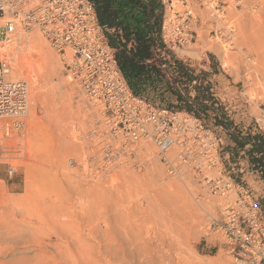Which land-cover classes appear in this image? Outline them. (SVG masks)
<instances>
[{
  "label": "rangeland",
  "instance_id": "374dc122",
  "mask_svg": "<svg viewBox=\"0 0 264 264\" xmlns=\"http://www.w3.org/2000/svg\"><path fill=\"white\" fill-rule=\"evenodd\" d=\"M219 1H214L213 5L219 4L223 13L218 12V18H214L209 7L199 8L197 0H190L199 17L193 25L196 36L188 45L174 50H164V55L168 54L170 61H181L183 65L193 70V74L198 75V78L192 81L184 80L181 84L176 82L174 87L189 102L196 95L201 100V94L207 93L202 99L206 109L198 108L195 116L200 118L202 123L215 134L222 137L221 152L228 153L220 165L223 173H229L250 192L264 215V180L259 172L251 169L246 170L245 166L241 164L244 161L241 157L234 162L230 158V150L227 148L233 144L228 135V132H233V126L236 125L242 130L248 127L253 129L255 127L254 119L260 115V110L264 104V0H241L239 4L236 0ZM129 13L131 16L128 15V17L132 18L134 13L132 11ZM212 21H215L221 34L213 35L211 31L213 28ZM231 27L233 30L228 39L225 34ZM30 30L23 32L24 36L20 34L19 44L16 48H18V53L31 55V66L34 69L31 74H36L37 82L32 83V80L26 75L25 69L15 79L27 80L26 83L30 87L29 95L31 98L33 97L30 99L33 104L30 103L28 110L29 112L35 110L37 116L30 126L26 125V115L21 117L22 119L8 117L12 123L7 117H0V128L6 125L0 129V136L3 135L0 137V233L2 234V231L13 227L10 230L15 229L12 234H16L14 232L18 227L23 229L28 225L56 226L60 223L61 226H70L67 223H71V221V226H75V224L76 226H84V224L85 226H104L103 219H106L107 216L111 220L112 226L116 222L115 226L117 224L128 226L129 222L133 225L136 223L134 226H178L179 234L176 233L175 237L178 236L179 250L176 251L175 255H171L167 263L162 264H233V259L226 245L223 244L222 238L211 232L210 222L212 218L217 216L221 206L236 198L235 191L226 197L214 195L208 191L202 180L193 173L169 174L159 158L157 148L151 142L139 141L134 144H124L120 135L116 136L111 133L103 106L90 100L75 82L65 76L59 54L45 39L42 32L37 28ZM32 33L40 34L48 49L56 57L58 64L54 67V73L57 76L51 74L53 70L50 71L42 63V57L38 53L37 47L32 42L26 41V35L29 36ZM216 40L217 43H215ZM0 42L2 45L7 44V42ZM208 45H213V48L208 49ZM5 56L12 66L11 55L6 53L1 58H5ZM208 60L211 62L210 68L206 65ZM170 70L171 72L175 71L174 68ZM143 96L146 100L157 105L188 112L174 107L176 100L174 96L166 93L163 84L153 89L147 88L143 92ZM87 103L89 104L87 105ZM32 105L35 108H31ZM193 106L197 108L196 105ZM29 112L27 111V114ZM36 119H38L37 123ZM78 119L79 121H77ZM216 119L223 122L232 121V125L226 129L223 125H217ZM5 122L7 123L5 124ZM8 125L9 127L12 126L10 130ZM11 135L13 136L11 137ZM26 137L29 139H25ZM33 144H37V148ZM2 145L6 147V150L5 147L3 149ZM13 145L15 148L12 147L10 150ZM139 145L153 149L154 157H148L142 148H137ZM19 146V152H21L17 155L18 149L16 148ZM24 148L26 149L24 150ZM7 153L9 154L7 155ZM15 155L17 156L14 158ZM30 155L32 157L29 158ZM22 160L23 163L25 161L26 165L21 163ZM32 163L36 165H32ZM27 166H31L30 169ZM154 166L158 168L160 176L157 173H152ZM11 168L13 169L12 173H10ZM35 168H42L41 174V170L36 169L37 172L39 171L37 173ZM33 169L37 176L34 174L35 172H32ZM162 181L164 184L180 185L185 194L182 193L184 195H181V199L179 196H177L179 199L174 196L170 198L168 192L163 188V183H160ZM160 185L163 186L165 192L158 190L162 189L159 188ZM28 192L30 194H27ZM165 195H168L170 199ZM83 205H86V208ZM85 209L89 211H84ZM118 210L121 214H118ZM82 212L83 214H81ZM47 213H49L50 219L48 216L45 218ZM93 213L95 214L93 215ZM163 216H169L170 219L168 217L166 218L167 221L164 222L165 217ZM56 218L57 220L59 218L57 223ZM7 236L11 237L12 235L9 233ZM139 241L141 240L135 243L136 241L128 242L125 240L129 248L127 244H124L123 239L118 242L121 244L114 243L113 245L111 242L102 245L97 252L95 251L97 248H94L95 250L92 249L90 252V264H161L160 262L156 263V259H152L155 258L152 251L149 253L153 245L146 241V243L143 242L144 240L141 243ZM142 243L145 245L143 246ZM108 246V250H102ZM118 248L119 250H117ZM142 256L143 258H141Z\"/></svg>",
  "mask_w": 264,
  "mask_h": 264
},
{
  "label": "built area",
  "instance_id": "2783aa9c",
  "mask_svg": "<svg viewBox=\"0 0 264 264\" xmlns=\"http://www.w3.org/2000/svg\"><path fill=\"white\" fill-rule=\"evenodd\" d=\"M163 15L159 41L164 50L192 43L193 25L199 19L190 0H160ZM218 18L223 13L217 0H197ZM220 0L219 2H221ZM239 4L241 0H236ZM214 36L221 34L212 21ZM39 29L59 54L65 76L90 99L100 103L113 135L124 144L151 141L172 175L193 173L211 194L236 198L219 208L210 230L222 238L233 264H264V215L250 192L221 169L222 137L201 119L185 111L157 105L136 94L117 61L116 49L108 41L106 25L100 24L91 0H0V41L9 42L18 31ZM232 27L226 38H230ZM10 65L0 58V109L19 114L28 104L27 83L9 78ZM169 80L178 72L166 73ZM255 126L264 133V104ZM11 172L13 169L11 168Z\"/></svg>",
  "mask_w": 264,
  "mask_h": 264
},
{
  "label": "bare ground",
  "instance_id": "6f19581e",
  "mask_svg": "<svg viewBox=\"0 0 264 264\" xmlns=\"http://www.w3.org/2000/svg\"><path fill=\"white\" fill-rule=\"evenodd\" d=\"M220 16V15H219ZM212 17V16H211ZM218 25V24H217ZM31 31V30H29ZM29 31H23V30H20L18 31V33H16V35L13 37V39L11 41H9V43L7 42V44L5 45H2V43L0 42V58L2 56H4L6 53H9L11 55L12 58H10V62H11V59L13 60V64L12 66L10 65L9 63V59L7 60L6 59V56H5V59L6 61L9 63L10 65V74H9V78L11 79H15V77H17L21 71L23 69L26 70V75L32 80V83H36L37 82V78H36V74L33 73L31 74V72H34V69L33 67L31 66V55L29 53H18L17 49V44H19L18 40L20 39V34L24 36V33L23 32H29ZM41 35L39 34H30L29 36L26 35V41H28L29 43H33L36 47H37V50H38V53L40 54V56L42 57V63L45 64L46 67H48L50 69V71L53 70V73L51 74H55V68L58 64V61L56 63V60L55 59L56 57L54 56V54L52 53V51H50L47 47V45L44 43V41L42 40V38L40 37ZM44 39V38H43ZM218 40V39H217ZM217 40L215 41V43H217ZM6 43V42H5ZM213 48V45H208V49H212ZM180 52V51H179ZM184 53V52H183ZM8 55V54H7ZM10 57V56H8ZM7 57V58H8ZM4 58V57H3ZM56 65V66H55ZM58 69V68H57ZM56 75V74H55ZM52 76V75H51ZM54 76V75H53ZM57 76V75H56ZM53 78V77H51ZM17 80H21V79H17ZM24 81V80H22ZM27 81V80H26ZM24 81V82H26ZM60 82V81H59ZM61 84V83H60ZM64 84V83H63ZM65 85V84H64ZM57 86V85H56ZM27 87H28V94L29 93V86L27 84ZM68 91V90H67ZM64 93V92H63ZM33 96V95H32ZM30 99H33V97L31 98L30 95H28V104H27V107L25 109L24 112L22 113H19V114H10V113H7V114H4V112L0 109V117H12V118H21L23 116L26 115V118H27V123L26 125L28 124L29 126L32 125V122H34L35 118L37 115H35V110L34 111H30L29 112V105H30ZM33 104V102L31 103ZM89 103H87L88 105ZM34 107L33 105L31 106V108ZM86 107V106H85ZM30 108V109H31ZM35 108V107H34ZM96 109V108H95ZM69 110V109H68ZM88 110V109H87ZM27 111L29 112L27 114ZM70 111V110H69ZM49 112V111H48ZM46 113V112H45ZM59 113V112H57ZM56 114V113H55ZM51 116V115H50ZM92 116V115H91ZM72 117V116H71ZM25 118V120H26ZM10 119V118H9ZM8 119V120H9ZM22 119V118H21ZM20 119V120H21ZM7 120V121H8ZM18 120V119H17ZM37 120L36 119V123H37ZM6 121V120H5ZM10 123L11 120H9ZM79 121V119L77 120ZM46 122V121H45ZM3 123V122H2ZM7 122H5L6 124ZM16 123V122H15ZM21 123V122H19ZM25 123V122H24ZM79 123V122H78ZM60 124V123H59ZM81 124H84V123H81ZM13 125V124H12ZM18 125V123H17ZM27 125V126H28ZM6 126V125H5ZM3 126V127H5ZM39 126V125H38ZM59 126V125H58ZM1 127V128H3ZM9 127V125H8ZM12 127V126H10ZM10 127H9V130H10ZM49 127V126H48ZM80 127H82V125H80ZM85 127V126H84ZM0 128V129H1ZM83 128V127H82ZM5 129V128H4ZM6 132V130H4ZM8 130V129H7ZM30 130V129H29ZM2 131V132H3ZM10 133V132H9ZM27 133V132H26ZM5 134V133H4ZM8 134V133H7ZM62 134V133H61ZM26 135V134H25ZM24 135V136H25ZM72 135V134H71ZM1 136H3L1 134ZM0 136V137H1ZM13 135H11L12 137ZM84 136V135H83ZM9 137V135H8ZM6 136V138H8ZM17 138V137H16ZM19 138V137H18ZM41 138V137H40ZM11 139V138H9ZM8 139V140H9ZM25 139H29V138H25ZM48 139V137H47ZM7 140V139H6ZM5 140V141H6ZM43 140V139H42ZM11 141V140H10ZM16 141V140H15ZM18 141V140H17ZM23 141V140H22ZM48 140H46L47 142ZM58 141V140H57ZM67 141V140H66ZM66 141H65V144H66ZM4 141L2 140V143ZM19 142V141H18ZM21 142V140H20ZM27 142V141H26ZM35 142V141H33ZM59 142V141H58ZM101 142V141H100ZM148 142H151V141H148ZM7 143V142H6ZM15 143V142H14ZM49 143V142H47ZM153 143V142H151ZM1 144V143H0ZM4 144V143H3ZM11 144V143H10ZM17 144V142H16ZM45 144V143H44ZM63 144V145H65ZM81 144V143H80ZM154 144V143H153ZM8 145V144H7ZM15 145V144H14ZM11 146V149L12 150V147L15 148V146ZM20 145V143H19ZM35 145V144H33ZM32 145V146H33ZM37 145V144H36ZM35 145V147H36ZM51 145V144H50ZM69 145V144H68ZM67 145V147H68ZM3 146V145H2ZM9 146V145H8ZM18 146V144H17ZM16 146V147H17ZM25 146V144H24ZM39 146V145H38ZM43 146V145H42ZM66 146V145H65ZM64 146V147H65ZM5 146H3V149H4ZM26 147V146H25ZM63 147V148H64ZM156 147V146H155ZM19 148H16L18 149V152L17 155L21 152H19ZM32 148V147H31ZM37 148V147H36ZM39 148V147H38ZM66 148V147H65ZM84 148V147H83ZM138 149L139 148H142L145 153L148 155V157H154V154H153V149H151L150 147H147V146H143V145H139L137 147ZM15 149V150H16ZM26 148H24L25 150ZM43 149V148H42ZM106 149V147H105ZM104 149V151H105ZM5 150H6V147H5ZM4 150V151H5ZM9 150V151H10ZM14 150V151H15ZM37 150V149H36ZM40 150V149H39ZM68 150V149H67ZM79 150H83V149H79ZM29 151V150H27ZM32 151H33V148H32ZM47 151V150H46ZM86 151V150H85ZM8 152V151H7ZM61 152V151H60ZM65 152V151H64ZM6 153V152H5ZM14 153V152H13ZM11 153V154H13ZM35 153V151H34ZM32 152V154H34ZM40 153V151H39ZM9 153H7L8 155ZM16 154V153H14ZM13 154V155H14ZM41 154H42V151H41ZM71 154V153H70ZM13 156L14 158L17 156ZM21 155V154H20ZM43 155V154H42ZM3 156V154H2ZM11 156V155H10ZM28 156V154H27ZM39 156V155H38ZM45 156V155H44ZM66 156V155H65ZM12 157V156H11ZM26 157V156H25ZM32 157L31 155L29 156V158ZM37 157V156H36ZM62 157V156H61ZM77 157V156H76ZM79 157V156H78ZM38 158V157H37ZM43 158V157H42ZM156 158V156H155ZM62 159L64 160V158L62 157ZM67 159V158H66ZM19 160V159H18ZM21 160V159H20ZM24 160V159H23ZM23 160L21 163H23ZM44 160V159H43ZM48 161V160H47ZM33 162V161H32ZM37 162V161H36ZM60 162V160H59ZM63 163V162H61ZM25 164V161L24 163ZM35 164V163H32V165ZM26 165V164H25ZM24 165V166H25ZM36 165V164H35ZM34 165V166H35ZM40 166V164H39ZM29 167V166H27ZM26 167V168H27ZM31 167V166H30ZM30 167L28 169H30ZM65 167V166H64ZM153 169V172L154 174L157 173L158 176H160V172L158 171V168L156 166L152 167ZM41 170L40 168H35V170ZM47 169V168H46ZM44 169V170H46ZM26 170V169H25ZM35 170L33 169V173L35 172ZM36 170V172H37ZM28 171V170H27ZM26 171V173H27ZM48 171V170H47ZM32 172H30L31 174H33ZM36 172L34 173L36 176ZM42 170L40 171V174H41ZM51 172V171H50ZM49 172V173H50ZM25 173V174H26ZM29 173V171H28ZM39 173V171L37 172ZM44 173V172H43ZM54 173V172H53ZM62 173V172H61ZM69 173V172H67ZM33 174V175H34ZM27 175V174H26ZM31 176V175H30ZM84 176V175H83ZM40 177H43V176H40ZM29 178V176H28ZM41 179V178H40ZM74 179V178H73ZM84 179V178H83ZM159 179V178H158ZM162 179V178H161ZM35 180V179H34ZM71 180V178H70ZM163 180V179H162ZM31 181V180H30ZM35 183V182H34ZM163 186L160 185L159 188H164L167 192H168V195H170V198L172 196H174L175 198L177 199H181V197L185 194V192L182 190L181 186L178 185V184H174V183H165L164 184V181L160 182ZM26 184H28L26 182ZM37 184V183H36ZM46 184V183H45ZM48 184V183H47ZM48 186V185H47ZM30 187H32V185H30ZM49 187V186H48ZM28 188V186H27ZM39 188V187H37ZM36 188V189H37ZM162 189H158V190H162L163 192H165L164 190ZM35 190V189H34ZM51 190V189H50ZM40 191H42L40 189ZM161 191V192H162ZM160 192V193H161ZM162 192V193H163ZM182 193H184L182 195ZM27 194H30V192H28ZM34 194V193H33ZM163 194H166V193H163ZM168 195H165L169 198ZM182 195V196H181ZM164 198H167L165 197ZM179 196V198L177 197ZM32 197V196H31ZM167 198V199H168ZM169 198V199H170ZM184 198V197H183ZM82 199V198H81ZM186 199V198H185ZM37 200V199H36ZM175 200V199H174ZM183 200V199H182ZM53 201V199H52ZM82 201V200H81ZM170 201V200H169ZM178 201V200H176ZM175 201V202H176ZM89 202V201H88ZM174 202V203H175ZM42 203V202H41ZM51 203V202H50ZM49 203V204H50ZM54 203V202H52ZM90 203V202H89ZM47 204V203H46ZM170 204V203H169ZM89 205V204H88ZM184 205V204H183ZM19 206V205H18ZM54 206V204H53ZM85 206L86 208V205H83ZM56 207V206H55ZM54 207V209H55ZM41 209V207H39ZM44 208V207H43ZM53 208V207H52ZM73 208V207H72ZM83 208V207H82ZM81 208V209H82ZM89 208H91L89 206ZM88 208V209H89ZM110 208V206H109ZM39 209V210H40ZM45 209V208H44ZM62 209V208H60ZM75 209V208H74ZM80 209V210H81ZM84 210V211H89V210ZM93 209V208H92ZM42 210V209H41ZM48 210V209H47ZM53 210V209H52ZM111 210V209H110ZM114 210V209H113ZM122 210V209H121ZM72 211V210H71ZM82 211V210H81ZM83 211V212H84ZM106 211V209H105ZM112 211V210H111ZM125 211V210H123ZM1 212V211H0ZM33 212V211H32ZM47 212V211H46ZM49 212V210H48ZM74 212V211H73ZM83 212L81 214H83ZM92 212V211H91ZM36 213V212H35ZM61 213V212H60ZM65 213V212H64ZM87 213V212H86ZM117 213V212H115ZM119 210H118V214H119ZM31 214V213H30ZM41 214V213H40ZM39 214V215H40ZM46 214V213H45ZM95 213H93L94 215ZM105 214V213H104ZM121 214V213H120ZM124 214V213H122ZM128 214V213H127ZM170 214V213H169ZM168 214V215H169ZM2 215V214H1ZM4 215V214H3ZM49 215V213H47V215L45 216V218H47V216ZM51 215V214H50ZM53 215V214H52ZM85 215V214H84ZM88 215V214H86ZM98 215V214H97ZM106 215V214H105ZM112 215V214H110ZM162 215V213H161ZM166 215H167V212H166ZM59 216V215H58ZM68 216V215H67ZM126 216V215H125ZM128 216V215H127ZM32 217V216H31ZM49 217V216H48ZM64 218H66L65 216H63ZM92 217V215H91ZM101 217V216H100ZM117 217H119L117 215ZM123 217V216H122ZM121 217V218H122ZM161 217V216H160ZM165 217V216H163ZM169 216H166L164 220V222L167 221L166 218H168ZM44 217H42L43 219ZM44 218V219H45ZM52 218V217H51ZM62 218V217H61ZM76 218V217H75ZM82 218V217H81ZM81 218H78L81 220ZM93 218H95L93 216ZM92 218V219H93ZM120 218V219H121ZM134 218V216H133ZM162 218V217H161ZM9 219V218H8ZM39 219V218H38ZM41 219V218H40ZM50 219V217H49ZM54 219V218H53ZM52 219V220H53ZM91 219V220H92ZM131 219V218H130ZM170 219V217H169ZM5 220V219H4ZM56 220V223L57 221V218L55 219ZM70 220V219H69ZM113 220V219H112ZM126 220H129V219H126ZM3 221V220H2ZM33 221V220H32ZM48 221V220H47ZM87 221V220H86ZM100 221V220H99ZM102 221V220H101ZM115 221V219H114ZM113 221V222H114ZM119 221V220H118ZM133 221V220H132ZM135 221V220H134ZM133 221V222H134ZM169 221V220H168ZM11 222V221H10ZM39 222V221H38ZM49 222L52 223L51 220H49ZM67 222H68V219H67ZM70 222V221H69ZM82 222H83V219H82ZM93 222V221H92ZM124 222V221H123ZM7 223V221H6ZM50 223V224H51ZM55 223V221H54ZM55 223V224H56ZM65 223V222H64ZM72 223V221H71ZM71 223H67V224H70V226H61V225H57L56 226H22L24 227L23 229L21 227H18L16 232V234H12L13 231H15V229H12V231L10 230L11 227L9 230H6V231H2V234L0 233V264H90V252L92 249L94 248H97V250H95L96 252L98 251V248L102 245H105L107 243H111L113 242V245L114 243H118L120 242L122 239L128 242H133V241H136L135 243H137L138 240H144L143 242H149L151 243L153 246L151 247L152 250H149V253L150 251H152L153 253V257L155 258H152V259H156V263L160 262L161 264L162 263H167L168 262V259L170 260L171 258V255H175L176 254V251L179 250V247H178V244L179 243V240H178V236L175 237V234L177 233V235L179 234L177 230H179L178 226H134L136 223L131 224L130 222L128 223L129 225L128 226H121L119 224H117L115 226V223L114 226H112V223H111V220L106 216V219L104 218L103 219V223H104V226H99L98 223L97 225L98 226H71ZM80 224V222H78ZM89 223V222H88ZM88 223H86L88 225ZM126 223V222H125ZM169 223V222H167ZM14 224V223H13ZM40 224V223H39ZM53 224V223H52ZM66 224V225H67ZM3 225V224H2ZM44 225V224H43ZM54 225V224H53ZM63 225V224H62ZM90 225V224H89ZM124 225V224H123ZM167 225V224H166ZM9 228V227H8ZM6 228V229H8ZM21 228V229H20ZM176 230V232H175ZM175 232V233H174ZM9 233H11V237L7 236L9 235ZM18 234V235H17ZM14 235V236H13ZM141 241H139V243H141ZM145 242V243H146ZM123 243V242H122ZM154 243V244H153ZM118 244H121V243H118ZM124 244H127L126 242ZM134 244V243H132ZM131 244V245H132ZM143 244V243H142ZM123 245V244H122ZM137 245V244H136ZM140 245V244H139ZM145 244H143L144 246ZM111 246V245H110ZM124 246V245H123ZM126 246V245H125ZM128 248H129V245L127 244ZM135 246V245H134ZM142 246V245H141ZM180 246V245H179ZM105 247V246H103ZM118 247V246H117ZM109 246L105 249H102V250H108ZM123 248V247H122ZM134 248V247H133ZM143 249V247H141ZM111 249V248H110ZM130 249H132L130 247ZM136 249V248H135ZM140 249V248H139ZM101 250V249H100ZM115 250V248H114ZM119 250V248L117 249ZM137 250V249H136ZM135 250V251H136ZM145 250V249H144ZM143 250V251H144ZM112 251H113V248H112ZM116 251V250H115ZM124 251V250H123ZM130 251V250H129ZM142 251V250H140ZM94 252V251H92ZM104 252V251H103ZM146 252V250H145ZM107 253V252H106ZM112 253V252H111ZM118 253V252H117ZM130 253V252H129ZM138 253V252H136ZM135 253V254H136ZM143 253V252H142ZM92 254V253H91ZM98 255V254H97ZM107 255V254H106ZM116 255V254H115ZM139 255V254H138ZM143 255V254H142ZM93 256V254H92ZM102 256V255H101ZM114 256V255H113ZM137 256V254H136ZM147 256V255H145ZM144 256V257H145ZM150 256V255H149ZM107 257V256H106ZM112 257V256H111ZM122 257V256H121ZM151 257V256H150ZM102 258V257H101ZM108 258V257H107ZM120 258V257H119ZM139 258V257H138ZM143 258V256L141 257ZM147 258V257H146ZM106 259V258H105ZM111 259V258H110ZM145 259V258H144ZM150 259V258H149ZM115 260V259H114ZM119 260V259H118ZM122 260V259H121ZM139 260V259H137ZM147 260V259H145ZM167 260V261H166ZM96 261V260H95ZM153 261V260H151ZM155 261V260H154ZM118 262V261H117ZM145 262V261H144ZM95 263V262H94ZM119 263V262H118ZM124 263V262H123ZM127 263V262H126ZM152 263V262H151ZM93 264V263H92ZM100 264V263H99ZM155 264V263H154Z\"/></svg>",
  "mask_w": 264,
  "mask_h": 264
},
{
  "label": "trees",
  "instance_id": "16d2710c",
  "mask_svg": "<svg viewBox=\"0 0 264 264\" xmlns=\"http://www.w3.org/2000/svg\"><path fill=\"white\" fill-rule=\"evenodd\" d=\"M94 4V9L97 18L102 25L113 27L115 30L121 29L125 42L120 46L115 37L109 38L110 44L120 48L116 51L117 61L123 71L124 76L133 88L136 94L143 95V92L148 89H153L158 85H165L167 94L174 96L176 104L174 107L188 111L192 115H197V109H206L202 99L207 94H201V100L196 95L192 101L184 98L181 92L174 87V84L182 81H192L198 78V75L193 74V70L187 68L181 61L175 62V69L178 72L176 78L169 80L166 76L164 64L166 59L160 56L156 51L157 47H162L158 37L162 17V4L160 0H125L130 4H134L141 8L144 15V26L147 35L140 32H135L134 37L136 44L130 48L126 47V42L131 34L129 27L125 26L123 19L120 18L118 10L112 6L110 0H91ZM155 33V34H154ZM207 89V87H206ZM205 89V90H206ZM207 97V96H206ZM193 105H196L195 108ZM173 107V105H172ZM197 117V116H196ZM217 125H223L226 129L232 125V121L223 122L215 120ZM233 132H228L232 146H227L230 158L235 162L241 157L244 161L245 169H251L259 172L264 180V133L256 126L242 130L238 126H233ZM223 150V149H222Z\"/></svg>",
  "mask_w": 264,
  "mask_h": 264
},
{
  "label": "crops",
  "instance_id": "0c3cea01",
  "mask_svg": "<svg viewBox=\"0 0 264 264\" xmlns=\"http://www.w3.org/2000/svg\"><path fill=\"white\" fill-rule=\"evenodd\" d=\"M110 1H111L112 6L118 10L119 16L121 19H123L124 25L129 27V29L131 31V34L128 38V41L126 42V47L130 48L131 46L136 44L135 37H134L135 32H140V33H143L144 35H147L146 28L144 26V15H143L140 7H137L134 4H130L125 0H110ZM142 1L147 2V0H142ZM130 11H132V13H134L132 18L128 17V15L131 16V13L128 14V12H130ZM163 11H164V9H163V5H162V15H163ZM161 19H162V17H161ZM106 27H107L106 35H107L108 41H109L110 37L111 38L115 37L117 42H118V45L121 46L123 44V42H125V38L123 37L122 30L121 29L115 30V28L108 27V26H106ZM159 29H160V27H159ZM158 37H159V31H158ZM109 43H110V41H109ZM112 47H114V46H112ZM114 48L117 51L120 47L116 46ZM162 49H163V47H157L156 51L160 53L161 57L166 59L167 63H165L163 66V68L165 69V72L166 73L171 72V70H170L171 68H174V70H176L175 66H174L175 62L169 60L168 54H166V56L161 55ZM206 65L208 68H210L211 62L208 60ZM128 84L132 88V86L130 85L129 82H128ZM132 90H133V88H132ZM138 95H140V94H138ZM141 96H143V95H141ZM241 164H243V162H241Z\"/></svg>",
  "mask_w": 264,
  "mask_h": 264
}]
</instances>
